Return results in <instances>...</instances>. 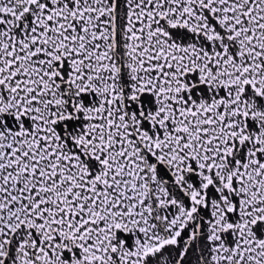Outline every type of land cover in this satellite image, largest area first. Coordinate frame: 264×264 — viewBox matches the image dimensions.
Instances as JSON below:
<instances>
[{
	"label": "snow or ice",
	"instance_id": "obj_1",
	"mask_svg": "<svg viewBox=\"0 0 264 264\" xmlns=\"http://www.w3.org/2000/svg\"><path fill=\"white\" fill-rule=\"evenodd\" d=\"M0 264H264V0H0Z\"/></svg>",
	"mask_w": 264,
	"mask_h": 264
}]
</instances>
